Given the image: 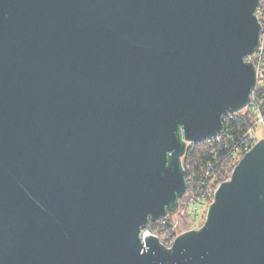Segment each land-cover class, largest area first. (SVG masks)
Segmentation results:
<instances>
[{
  "label": "water",
  "instance_id": "water-1",
  "mask_svg": "<svg viewBox=\"0 0 264 264\" xmlns=\"http://www.w3.org/2000/svg\"><path fill=\"white\" fill-rule=\"evenodd\" d=\"M259 2L0 0V264H264V138L198 230L139 238L248 107Z\"/></svg>",
  "mask_w": 264,
  "mask_h": 264
},
{
  "label": "trees",
  "instance_id": "trees-1",
  "mask_svg": "<svg viewBox=\"0 0 264 264\" xmlns=\"http://www.w3.org/2000/svg\"><path fill=\"white\" fill-rule=\"evenodd\" d=\"M260 120L264 126V58L260 65L258 84L250 97L248 107L241 112L226 116L222 121L223 130L219 140L199 141L187 150L184 148L183 164L186 168L185 177L188 186L185 197L179 202V207L186 206L189 200L196 202V199L191 198L192 193L200 196L206 186L214 187L230 180L233 172L232 162L236 160V151L239 150L237 156H241L244 153V145L247 144L250 148L256 143L254 138L250 137V133L260 123ZM179 133L181 134V126L177 128V137ZM211 199L210 197L208 200ZM205 214L207 215L206 211ZM193 218L194 216L187 211L182 221L191 219L194 222ZM171 225L172 220L169 218L163 228L159 229L160 242L165 238ZM152 227H156L154 223Z\"/></svg>",
  "mask_w": 264,
  "mask_h": 264
},
{
  "label": "built area",
  "instance_id": "built-area-1",
  "mask_svg": "<svg viewBox=\"0 0 264 264\" xmlns=\"http://www.w3.org/2000/svg\"><path fill=\"white\" fill-rule=\"evenodd\" d=\"M255 17H256L259 25H260L259 45H258L257 49L252 54H250L249 56H247L245 58V61H247L248 63H252L255 66L256 78H257V84H258V79H259V75H260V65H261V62L263 60L262 56L264 55V1L263 0H260L259 5L255 10ZM229 114H235V113H227L226 115L223 116L222 120H224L226 118V116ZM260 123L262 124V120H260ZM221 132L215 134L214 136H212L208 139H205L204 141H206V142L213 141V140L218 141L220 138ZM182 139H183V136H182ZM186 144H187V146H185V148L187 150V148L192 146V144H194V143L186 142L185 145ZM252 147H253V145L250 146V148L248 147L247 144L244 145V148H243L244 153L241 156H237L240 151L239 150L236 151L237 152L236 153V160L234 162H232L233 170L238 165V162L243 157V155L245 153H247ZM183 156L181 157V167H182V170L184 171V174H185L186 168L184 167V164H183ZM185 183L188 186V184H187L188 182H186V177H185ZM219 186L220 185L213 187L212 185H208L205 187L204 190H202V194L200 196H197L196 193L191 194V198L196 199V202H194L193 200H191V201L189 200V202L186 204V206H184L182 209L179 207V205H177V208L174 212H168L165 216H163L162 218H160L158 220L149 221L147 223V225L145 227H143L139 233L140 241L141 242L145 241V237L148 235L154 236L158 240H160L159 229L163 228V226L166 224V220L169 218L172 219L174 216H177V215L182 217L185 214V212H187V211L190 212V214H194L199 209H201L205 203H207L206 210H205L207 212L209 206L213 203L214 195H215ZM210 197L212 199L209 201L208 199ZM153 223L155 224L156 227H152ZM179 234L180 233L177 234V231H176V223L172 221L171 228L168 229V233L165 235V238H163V240H161V242L160 241L159 242L164 248L170 249L174 240L176 239V237Z\"/></svg>",
  "mask_w": 264,
  "mask_h": 264
},
{
  "label": "rangeland",
  "instance_id": "rangeland-1",
  "mask_svg": "<svg viewBox=\"0 0 264 264\" xmlns=\"http://www.w3.org/2000/svg\"><path fill=\"white\" fill-rule=\"evenodd\" d=\"M263 58L264 56H262V59ZM250 137H253L255 142H257L260 139H263L264 138V126L261 123L257 124L255 129L250 133ZM206 206H207V203H205L203 207L199 209L196 213L191 214V216H194L193 218L195 220L194 222L191 221V219H188L187 221L186 220L182 221L184 215L182 217L178 215L174 216L171 220L176 223L177 234L178 233L181 234L182 232L188 231V230H198L205 222ZM180 208L182 209L183 207H180Z\"/></svg>",
  "mask_w": 264,
  "mask_h": 264
},
{
  "label": "flooded vegetation",
  "instance_id": "flooded-vegetation-1",
  "mask_svg": "<svg viewBox=\"0 0 264 264\" xmlns=\"http://www.w3.org/2000/svg\"><path fill=\"white\" fill-rule=\"evenodd\" d=\"M186 192H187V185L185 184V190H184V192H183V193L181 194V196L176 200L177 205H179L180 200H181L183 197H185ZM151 220H152V218H148V221H147V222H149V221H151ZM152 221H154V220H152Z\"/></svg>",
  "mask_w": 264,
  "mask_h": 264
}]
</instances>
